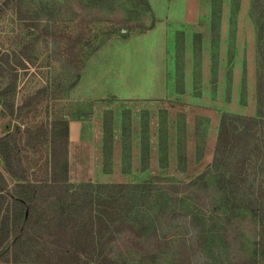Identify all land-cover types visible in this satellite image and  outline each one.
Segmentation results:
<instances>
[{
  "label": "rangeland",
  "instance_id": "rangeland-1",
  "mask_svg": "<svg viewBox=\"0 0 264 264\" xmlns=\"http://www.w3.org/2000/svg\"><path fill=\"white\" fill-rule=\"evenodd\" d=\"M51 1L65 6L44 10L40 0H0V51L29 57L22 59L24 66L13 64L16 88L8 101L13 114L0 98V138L12 135L29 182L64 183L70 194L43 191L30 209L29 236L41 256L29 261L254 264L257 229L247 212H231L235 220L223 224L209 222L210 203L218 195L185 186L212 162L222 115H256L259 73L252 0H200L195 24H170L167 96L143 102L112 97L74 101L67 88L88 50L86 44L95 41L92 34L124 25L140 31L142 23H149L145 13L127 0ZM110 57L105 51L97 65L102 63L105 70ZM6 81L0 77V88ZM63 120L68 121L67 134ZM70 122L77 124L72 132ZM0 172L12 191L16 181L1 158ZM250 178L259 183V175ZM97 184H145L166 192L158 190L145 201L146 230L130 232L123 225L91 224L90 207L78 208L82 197L75 201L74 192ZM91 210V216H99L95 204ZM195 214L201 217L193 220ZM103 220L107 222L106 215ZM149 220L156 232L146 236L154 227ZM200 230L203 237L198 236ZM164 239L165 245L160 243ZM28 259L22 255L23 261Z\"/></svg>",
  "mask_w": 264,
  "mask_h": 264
},
{
  "label": "trees",
  "instance_id": "trees-1",
  "mask_svg": "<svg viewBox=\"0 0 264 264\" xmlns=\"http://www.w3.org/2000/svg\"><path fill=\"white\" fill-rule=\"evenodd\" d=\"M127 1L134 8L142 10L143 14L145 13L149 21L148 26L142 23L143 28L141 27L140 31L130 29L131 32L124 25L122 28L113 27V30L106 32V34L104 32L92 34L91 36L94 37L95 41L86 44L88 50L83 54L84 58L81 65L76 67L77 72L74 74L73 81L69 83L68 90L78 82L80 72L90 55L112 36L119 35L122 39H126L131 33L145 32L153 27L155 19L147 0ZM234 1L237 2L238 0ZM90 2L94 4L95 0H90ZM40 4L44 10L49 7L53 10V8L65 6L51 0H40ZM251 13L256 26L258 50L259 74L256 87V115L223 114L220 119L212 162L195 179L185 183V186L194 190L204 188V190L210 191L211 189L212 193L218 195L216 198H212L210 203L212 208L209 210L211 213L209 222L215 220L214 223L223 224L224 221L235 220L236 217L230 218L231 212L236 211L238 215L241 208L243 212H247V217L251 219V223L257 229V239L253 240L255 247L253 258L256 261L253 263L258 264L259 262L264 263V0H252ZM130 28H134V26ZM22 59L29 61V57L26 55L15 54L14 51H0V77L7 78L5 84L0 88V98L9 115L13 114V109L8 101L14 95L17 76V68H14L13 64L15 62L17 66H24ZM63 124L67 134L68 121L63 120ZM16 146L17 144L10 133L0 138V158L5 170L16 181L14 189L8 190L7 182L0 172V261L3 264H33L29 261L31 257L36 255V258L40 259L41 253L33 250L32 238L29 236L30 209L40 199L39 195L43 191L58 190L62 194L66 195L67 193L68 196L70 194L69 189L63 185L64 183L58 184L59 182L56 181L53 184L29 182L25 178L21 160L15 152ZM252 174L260 176L258 184H256L255 178H250ZM90 188L91 186L89 188L84 187V189L79 188L73 195H75V201H78L79 196L82 197V203L78 204V208L90 207L88 216L91 224H97L99 227L109 225L110 228L111 225L113 228L123 225L130 232L131 229L138 230L139 227H141L142 232L146 230L144 211L148 207L145 206L147 200L149 202L151 200L149 198L158 190L162 194L166 192L163 188L149 189L145 184H97L92 187L93 189L90 190ZM94 204L97 206V213L99 214L96 217L90 215L92 213L91 207ZM103 215H106L107 222L103 220ZM198 218L196 214L192 216L193 220H198ZM171 222L172 220H170ZM148 223H150V227L152 225L154 227L149 228L146 236L156 232L155 222L149 220ZM156 223L159 226L162 225L161 221ZM204 234L205 232L200 230L198 236L203 237ZM160 243L165 245V239L161 240ZM22 255L29 257V259L23 261ZM9 256H11L10 259ZM249 263L252 262H243V264Z\"/></svg>",
  "mask_w": 264,
  "mask_h": 264
},
{
  "label": "crops",
  "instance_id": "crops-1",
  "mask_svg": "<svg viewBox=\"0 0 264 264\" xmlns=\"http://www.w3.org/2000/svg\"><path fill=\"white\" fill-rule=\"evenodd\" d=\"M147 2L155 19L153 27L132 33L126 39L112 37L90 55L78 82L70 89V99L97 102L112 97L122 102H143L159 101L167 96L168 27L195 24L200 15V0ZM105 51L111 57L103 70V64L97 65V59ZM120 57L122 63H119ZM75 125L69 123L71 132Z\"/></svg>",
  "mask_w": 264,
  "mask_h": 264
}]
</instances>
